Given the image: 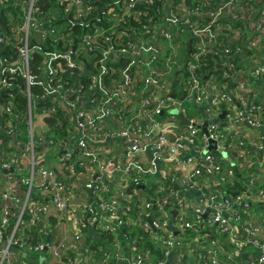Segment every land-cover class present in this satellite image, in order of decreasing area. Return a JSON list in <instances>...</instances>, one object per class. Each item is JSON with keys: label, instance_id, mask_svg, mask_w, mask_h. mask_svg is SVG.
Instances as JSON below:
<instances>
[{"label": "built area", "instance_id": "obj_1", "mask_svg": "<svg viewBox=\"0 0 264 264\" xmlns=\"http://www.w3.org/2000/svg\"><path fill=\"white\" fill-rule=\"evenodd\" d=\"M263 168L264 0H0V264H264Z\"/></svg>", "mask_w": 264, "mask_h": 264}, {"label": "water", "instance_id": "obj_2", "mask_svg": "<svg viewBox=\"0 0 264 264\" xmlns=\"http://www.w3.org/2000/svg\"><path fill=\"white\" fill-rule=\"evenodd\" d=\"M172 96L175 97L176 95H175L174 93H172ZM180 98H181V99H184V96H182V97H180ZM224 115H225V113H223V114L221 115V117H224ZM180 118H181V120H180V122L178 123L179 125H183V124H185V123H188V119H186L182 114H180ZM142 138H143V137H142ZM143 139H144L145 142H147V140H146L145 138H143ZM209 149H214V150H216V151L221 155V157H222L223 159L228 160L231 164H234L233 160H232V159L226 154V152H225L222 148L217 147L216 141H214V140H210V141H209ZM261 172L264 173V168L261 169ZM237 176H239V174H238ZM84 242H85V240H82V241L80 242V244L82 245ZM127 252H128V250H127ZM67 256H69V255H67ZM66 259H67V258H65V260H66ZM42 264H46V260H45V259H43Z\"/></svg>", "mask_w": 264, "mask_h": 264}, {"label": "trees", "instance_id": "obj_3", "mask_svg": "<svg viewBox=\"0 0 264 264\" xmlns=\"http://www.w3.org/2000/svg\"><path fill=\"white\" fill-rule=\"evenodd\" d=\"M47 47H50V44L48 43V44H45ZM208 64H209V67L212 65V64H214V62H213V59H210V61H208ZM50 120V119H49ZM239 182L238 181H236L235 182V185H234V189L235 190H237V189H239ZM149 246H150V248H153V245L149 242Z\"/></svg>", "mask_w": 264, "mask_h": 264}, {"label": "crops", "instance_id": "obj_4", "mask_svg": "<svg viewBox=\"0 0 264 264\" xmlns=\"http://www.w3.org/2000/svg\"><path fill=\"white\" fill-rule=\"evenodd\" d=\"M258 216H259V213H258V211H256V213L253 215V218L258 222H260V219L258 218ZM263 228H264V226H263Z\"/></svg>", "mask_w": 264, "mask_h": 264}, {"label": "rangeland", "instance_id": "obj_5", "mask_svg": "<svg viewBox=\"0 0 264 264\" xmlns=\"http://www.w3.org/2000/svg\"><path fill=\"white\" fill-rule=\"evenodd\" d=\"M188 108H189V111L191 112V113H196L197 111H196V108L194 107V106H188Z\"/></svg>", "mask_w": 264, "mask_h": 264}]
</instances>
